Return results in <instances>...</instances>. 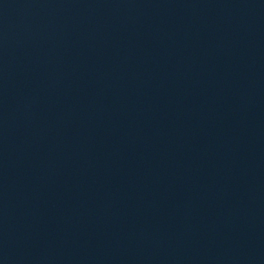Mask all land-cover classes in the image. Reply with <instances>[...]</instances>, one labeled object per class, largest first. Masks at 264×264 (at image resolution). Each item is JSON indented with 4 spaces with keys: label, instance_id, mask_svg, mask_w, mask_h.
<instances>
[{
    "label": "water",
    "instance_id": "obj_1",
    "mask_svg": "<svg viewBox=\"0 0 264 264\" xmlns=\"http://www.w3.org/2000/svg\"><path fill=\"white\" fill-rule=\"evenodd\" d=\"M0 264H264V0H0Z\"/></svg>",
    "mask_w": 264,
    "mask_h": 264
}]
</instances>
